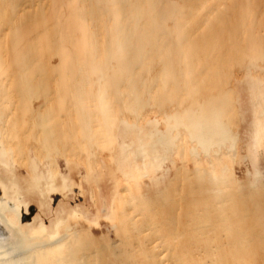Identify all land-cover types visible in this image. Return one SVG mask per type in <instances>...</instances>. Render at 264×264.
I'll return each mask as SVG.
<instances>
[{
  "label": "rangeland",
  "instance_id": "1",
  "mask_svg": "<svg viewBox=\"0 0 264 264\" xmlns=\"http://www.w3.org/2000/svg\"><path fill=\"white\" fill-rule=\"evenodd\" d=\"M0 192V264H264V0H0Z\"/></svg>",
  "mask_w": 264,
  "mask_h": 264
},
{
  "label": "bare ground",
  "instance_id": "2",
  "mask_svg": "<svg viewBox=\"0 0 264 264\" xmlns=\"http://www.w3.org/2000/svg\"><path fill=\"white\" fill-rule=\"evenodd\" d=\"M12 212H17L18 218H21V210L9 205L8 203H0V242L8 241L6 240L9 238L8 231H18V228L15 226V220L8 218V215ZM1 258L4 257L0 256V262H2Z\"/></svg>",
  "mask_w": 264,
  "mask_h": 264
},
{
  "label": "flooded vegetation",
  "instance_id": "3",
  "mask_svg": "<svg viewBox=\"0 0 264 264\" xmlns=\"http://www.w3.org/2000/svg\"><path fill=\"white\" fill-rule=\"evenodd\" d=\"M0 194H1V192H0ZM59 200H61V197L59 195L54 197L55 204H57L59 202ZM9 205H11V204H9ZM25 210H27V211H21L22 223L25 224V223L33 222L34 218L37 215L38 208L33 205V206H28Z\"/></svg>",
  "mask_w": 264,
  "mask_h": 264
}]
</instances>
